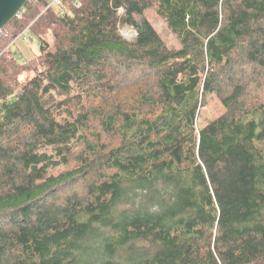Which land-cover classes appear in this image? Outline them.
<instances>
[{
    "label": "trees",
    "instance_id": "trees-1",
    "mask_svg": "<svg viewBox=\"0 0 264 264\" xmlns=\"http://www.w3.org/2000/svg\"><path fill=\"white\" fill-rule=\"evenodd\" d=\"M50 3L0 30V264H264V0Z\"/></svg>",
    "mask_w": 264,
    "mask_h": 264
},
{
    "label": "rangeland",
    "instance_id": "rangeland-1",
    "mask_svg": "<svg viewBox=\"0 0 264 264\" xmlns=\"http://www.w3.org/2000/svg\"><path fill=\"white\" fill-rule=\"evenodd\" d=\"M149 21L153 24L156 30L160 33L163 39L166 41L168 45H177V41L175 37L170 33L169 29L167 28L165 22L159 18L155 13L152 11H148L146 13ZM121 33L127 39H130L135 36V31L131 27H123L121 29ZM26 38H29V34L26 33ZM10 49L14 52L16 56L23 55V57H29L37 54L39 52V43L36 38L30 39L25 41V39L21 36L18 37L10 46ZM209 103V105L203 109H201L200 114V124H204L207 122L209 117L214 116V108L217 107L216 101ZM215 103V104H214ZM216 105V106H215ZM214 107V108H213Z\"/></svg>",
    "mask_w": 264,
    "mask_h": 264
},
{
    "label": "water",
    "instance_id": "water-1",
    "mask_svg": "<svg viewBox=\"0 0 264 264\" xmlns=\"http://www.w3.org/2000/svg\"><path fill=\"white\" fill-rule=\"evenodd\" d=\"M28 0H0V30L18 15Z\"/></svg>",
    "mask_w": 264,
    "mask_h": 264
},
{
    "label": "built area",
    "instance_id": "built-area-1",
    "mask_svg": "<svg viewBox=\"0 0 264 264\" xmlns=\"http://www.w3.org/2000/svg\"><path fill=\"white\" fill-rule=\"evenodd\" d=\"M50 4H54V5H58V6H61V0H51V3ZM120 11H121V9H120ZM27 32L26 31H24L19 37H23L24 39H25V41H28L29 40V38L31 39V37L29 36V38L27 39L26 38V34Z\"/></svg>",
    "mask_w": 264,
    "mask_h": 264
}]
</instances>
